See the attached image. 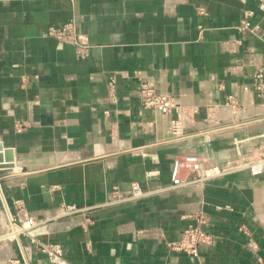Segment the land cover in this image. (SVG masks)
<instances>
[{
	"label": "crops",
	"instance_id": "crops-1",
	"mask_svg": "<svg viewBox=\"0 0 264 264\" xmlns=\"http://www.w3.org/2000/svg\"><path fill=\"white\" fill-rule=\"evenodd\" d=\"M247 19L252 32L238 29ZM71 20L89 45L84 57L48 35ZM259 73V0H0V140L21 168L2 186L12 214L44 222L40 239L60 244L70 264H264V174L241 170L86 215L61 211L105 204L115 186L127 196L133 182L168 184L177 157L197 154L208 167L261 155ZM143 81L178 98L181 138L144 108ZM151 171L160 175L148 179ZM191 224L212 238L199 257L170 247ZM17 245L24 264H52L30 237Z\"/></svg>",
	"mask_w": 264,
	"mask_h": 264
},
{
	"label": "built area",
	"instance_id": "built-area-1",
	"mask_svg": "<svg viewBox=\"0 0 264 264\" xmlns=\"http://www.w3.org/2000/svg\"><path fill=\"white\" fill-rule=\"evenodd\" d=\"M260 1V9L264 12V0ZM247 17L252 16V12H246ZM238 29L242 32H252L254 28L252 23L247 19ZM48 35L61 42H72L78 47V53L84 57L89 45L83 44L81 35L77 32L76 20H71L63 26H51L48 29ZM264 75L259 73L255 77L254 88L260 97H264ZM116 78L113 77L108 85L110 100L115 103L117 101L116 94ZM249 90L248 87L245 88ZM139 96L144 108L160 112L167 117L170 125V133L172 139L181 138L184 134L183 112L178 106V98L172 94L158 93L155 86L147 81H143L140 85ZM229 107L236 111L239 109L238 100L231 96L229 99ZM174 111L176 115H174ZM241 170H248L252 176L264 174V150L261 155H247L245 157H237L235 160L224 164L223 166L204 165L200 155L192 154L183 157H177L173 163L171 173V181L168 184H156L154 188H146L140 182L131 183V190L127 196L120 195V187L115 186L111 194V199L97 206H80L78 204H63L61 206L63 217H75L86 215L103 207V205H113L121 202L135 201L150 198L156 195H167L178 190H186L194 186L202 185L207 181L215 178L225 177ZM160 175L159 171H151L147 173V178H155ZM11 223L15 227L17 235L28 236L31 245L39 252L47 255L52 264H70L66 259L64 250L60 244L43 241L37 233V228L44 222L38 221L34 217H27L20 212L16 215L12 214ZM212 238L203 232L199 225H189L183 232V238L176 244H170L175 250L185 252L194 257H199L200 250L204 246L210 245Z\"/></svg>",
	"mask_w": 264,
	"mask_h": 264
},
{
	"label": "rangeland",
	"instance_id": "rangeland-1",
	"mask_svg": "<svg viewBox=\"0 0 264 264\" xmlns=\"http://www.w3.org/2000/svg\"><path fill=\"white\" fill-rule=\"evenodd\" d=\"M13 170L20 171L21 168L16 160ZM12 170L0 171V182L4 187L5 177ZM3 198L0 193V264H24L21 259L18 241L24 239V236L19 237L14 229L11 219L8 217L7 208L4 205Z\"/></svg>",
	"mask_w": 264,
	"mask_h": 264
},
{
	"label": "water",
	"instance_id": "water-1",
	"mask_svg": "<svg viewBox=\"0 0 264 264\" xmlns=\"http://www.w3.org/2000/svg\"><path fill=\"white\" fill-rule=\"evenodd\" d=\"M16 162V152L14 148L6 147L0 140V171L13 170ZM27 170H25L26 172Z\"/></svg>",
	"mask_w": 264,
	"mask_h": 264
},
{
	"label": "bare ground",
	"instance_id": "bare-ground-1",
	"mask_svg": "<svg viewBox=\"0 0 264 264\" xmlns=\"http://www.w3.org/2000/svg\"><path fill=\"white\" fill-rule=\"evenodd\" d=\"M3 190H4V189H3L2 184H1V182H0V193H1V196H2L3 201H4V203H5V206H6V208H7L8 217L11 219V218H12V212H11V210H10V208H9V206H8V204H7V202H6V199H5V195H4V191H3ZM14 229H15V227H14ZM16 233H17V232H16Z\"/></svg>",
	"mask_w": 264,
	"mask_h": 264
}]
</instances>
